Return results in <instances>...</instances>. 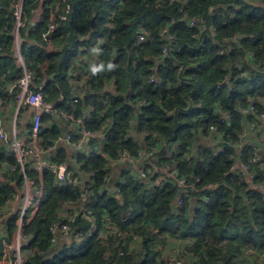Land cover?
Segmentation results:
<instances>
[{
	"label": "trees",
	"instance_id": "obj_1",
	"mask_svg": "<svg viewBox=\"0 0 264 264\" xmlns=\"http://www.w3.org/2000/svg\"><path fill=\"white\" fill-rule=\"evenodd\" d=\"M17 2L25 21L21 51L35 72V85L46 80L47 100L63 94L70 102L77 72L82 96L67 109L75 108L77 116L87 118L88 129L104 136L102 147L91 142L90 155L67 158L62 147L53 158L68 163L77 184H61L53 171H44V199L24 230L23 264H171L163 255L170 245L179 247L183 264H264L256 254L264 252V190L251 184H264V160L252 161L258 152L254 143L246 142L242 155L237 147L247 120H258L264 111V0H68V19L57 18L51 51L43 34L59 0H0L3 101L10 100L9 88L22 72L14 51ZM40 6L43 13L34 20ZM66 6L61 3L60 11ZM251 104L257 112L248 116L242 109ZM44 122L42 142L51 145L61 134L54 128L58 121L49 114ZM147 131L159 135L144 138ZM72 133L74 140L80 137ZM142 142L169 146L173 157L164 161L174 162L185 177L215 184L207 199L197 207L178 206L177 182L168 178L149 187L133 181L128 168L113 186L120 190L111 191L106 158L98 150L116 158L123 148L137 152ZM238 159L248 171L233 169ZM28 175L37 178L33 170ZM23 184L16 158L0 143V217ZM87 190L84 206L92 211L91 220L69 203L83 204ZM17 218H5L0 227V261L3 238L12 241ZM54 223H68L72 238L53 241ZM93 223L97 228L91 233Z\"/></svg>",
	"mask_w": 264,
	"mask_h": 264
},
{
	"label": "built area",
	"instance_id": "obj_2",
	"mask_svg": "<svg viewBox=\"0 0 264 264\" xmlns=\"http://www.w3.org/2000/svg\"><path fill=\"white\" fill-rule=\"evenodd\" d=\"M61 3H67L64 12L60 11ZM70 9V3H68V0H59V3L52 10V22L50 23L49 29L43 34V37L47 40V48L49 51L54 49L52 40L58 25L57 18H60L61 20L68 19V12ZM36 12L41 15L43 13V8L40 6ZM14 14L16 19L14 51L17 64L20 66L22 72L18 79L11 84L9 88L10 96L16 101L15 114L17 116V121H21L23 118V109L33 108L34 111L31 117L30 130L28 131V134L26 136H17L10 139L8 137V133L3 127L1 118V107L4 105L5 101L0 99V138L7 143L9 153L16 158L24 176L23 191L8 201L7 207L9 206V211H3V214L0 217V224L5 218L11 217L14 212L18 214L16 232L13 236L12 242L10 244L5 243V254L3 256V260L8 261L9 264H23L21 248L22 240L25 237L24 230L27 223L37 214L44 199V171L47 169L53 171L57 175L58 182L61 184L66 182L74 184L78 183V176L73 174L67 162L54 161L53 158L56 157V153L58 152V144L66 142L70 146L79 149L86 138L97 139L98 132L90 130L86 127L87 118L77 116L75 108L71 110L67 109V100L65 95L61 94L53 100H47L44 93L46 80L38 86L35 85V72L27 66L21 51L22 40L20 37V29L25 26V21L23 19L24 11L21 2H17ZM112 14L114 15L115 12ZM195 23V19H192L189 22L190 25H194ZM169 34L170 37L174 38L173 34L170 32ZM139 39L141 41L147 39V34L144 29H141L139 32ZM167 49L168 46L166 45L164 47L165 53ZM94 74H97V72L95 71ZM88 75L90 74L88 73ZM71 83L77 90L76 94L73 96L74 99L70 102L73 106H75L79 98L82 96L84 88L83 82L80 81L78 73L73 74L71 77ZM143 102L145 101L142 100L141 103ZM218 110L222 114V120L229 117V114L221 107H219ZM242 112L250 116L256 114L257 109L254 104H251L247 108H243ZM47 114H53L56 120L70 122L73 127L72 130L79 134L80 137L77 140H74L73 133L68 132L64 135H60L51 145L43 143L41 132L43 129L44 116ZM257 119L258 120L248 119L246 125L244 126L241 133L240 143L237 146L239 155L243 154L245 148V137L253 131L260 130L261 132L258 134L257 139L259 141H264V111L257 114ZM259 121L261 123H259ZM210 130H215V127L211 126ZM158 135V131H147L144 133V138L146 136L157 137ZM218 137L222 139V133H219ZM141 145L142 148L137 152H132L123 148L118 152L117 157L114 158L116 161L128 164L127 168L133 181L144 182L145 184L152 183L154 186L163 184L168 178L177 182L180 186V192L176 196V204L178 206H182L185 202H189L192 207H197L200 205L201 201L207 199L209 190L212 189L215 184H202L200 182V178L197 176H192L191 178L185 177L180 174V169L174 164V162L164 161L162 158L173 157V150L169 146H164V152H158L162 150L161 147H155V145L147 144V142H142ZM254 148L259 151L258 146H254ZM223 150L224 148H220V151ZM81 151L90 155L94 152V148L91 146L87 150ZM45 155H48L49 158L45 159ZM252 161L255 163L261 161V155L258 152H255ZM15 168L16 166L13 165L10 169L15 170ZM235 168L248 171L249 165L243 160L238 159L233 165V169ZM29 170L35 171L37 178L33 179L29 177ZM92 174L94 175L95 173ZM252 177L253 175L250 174V178ZM106 178H108V176H106ZM251 184L253 187L264 190V184L262 183L252 182ZM91 186L92 183H90L89 187ZM119 190L120 189H118V191ZM88 195H90L89 190L86 191L83 198ZM17 201H19V206H16L15 204ZM69 203L71 205H75L83 217H86L89 220L93 219L92 211L86 209L84 203L81 204V200H78L77 202L71 201ZM69 203H65V205ZM63 215L67 216L68 214L65 212ZM71 220L74 221V217H72ZM95 226V223H93L91 233L97 228ZM51 230L54 234L53 241H56L57 237H62L67 240L72 238L68 223H54L51 226ZM181 243L182 242L180 241L178 246ZM246 252L253 254V250L250 249H247ZM256 254L260 261L264 260L263 251L256 252ZM168 261L171 264H183L184 257L181 255L179 247L174 249V256H169Z\"/></svg>",
	"mask_w": 264,
	"mask_h": 264
},
{
	"label": "crops",
	"instance_id": "obj_3",
	"mask_svg": "<svg viewBox=\"0 0 264 264\" xmlns=\"http://www.w3.org/2000/svg\"><path fill=\"white\" fill-rule=\"evenodd\" d=\"M40 17H41V15H39L38 12H35L34 20H38V19H40ZM113 88H114L113 87V83H110L108 85V89H113ZM75 92H76V88L72 86V93L71 94H73ZM66 100H67V98H66ZM71 101H72V99H71ZM70 102L67 101V103H70ZM15 109H16V101L13 98H10L9 101H5L4 105H2V107H1L2 124H3V127H4L5 131L8 133V137L10 139H12L14 137H17V136H19V137L26 136L28 134V131L30 130L31 117H32V114H33V111H34L33 108L23 109L22 110L23 118L21 119V121H17L16 120L17 116L15 114ZM47 115H49V114H47ZM47 115H45L44 118ZM81 116H83V115H81ZM57 121H58V126L56 125L57 127H54V128H58L59 129L57 131L60 132L61 134H58V135H64V134H66L68 132H72L73 131L72 130L73 127L70 124V122L62 121V120H57ZM45 125H46V123L43 120V127ZM50 125H51V123L48 126H50ZM134 130H136V128H133V131ZM138 135H139V137H142L141 133H139ZM103 139H104L103 134L101 133V131H98L97 139H88V138H86L83 141V143L81 144L79 149L70 146L66 142H62V143L58 144V151H59V149L63 150L62 147H65L64 149H65L66 153H65V151H64V153H65L66 157L67 158H72V156H74L76 153L83 152L81 150H87L89 147H91L92 146V144H91L92 141H93V145L95 143L94 141H97V143H98V141H100V143H101L100 146L102 147ZM0 143L5 144V146L8 147L7 143L1 138H0ZM160 146L163 149L165 144L164 145H160ZM260 147L261 148L258 147V149H259L258 153L261 155V160H264V144H262V145L260 144ZM98 151H99V153H101V154H103L105 156L106 162H107L106 170H108V172H107L106 175L108 176V178H106L105 180L108 181V185H109L110 190L111 191H115V194H116L118 192V188H113V186L121 181V179H122L121 176H123V173H124L123 171L125 169H127L128 164L114 160L115 157H111L109 155H105L104 153H102V149L98 150ZM57 153H56V155H57ZM44 158L48 159L49 156L45 155ZM154 182H155V180H154ZM146 184L149 187L154 186L152 183H146ZM23 188H24V186L22 187L21 192L23 191ZM87 197L83 198V203L87 200ZM15 204H16V206H19V201L15 202ZM169 247L172 248L171 245ZM0 264H8V262L3 260V262L1 261Z\"/></svg>",
	"mask_w": 264,
	"mask_h": 264
},
{
	"label": "rangeland",
	"instance_id": "obj_4",
	"mask_svg": "<svg viewBox=\"0 0 264 264\" xmlns=\"http://www.w3.org/2000/svg\"><path fill=\"white\" fill-rule=\"evenodd\" d=\"M260 132H261L260 130H255V131H253L252 133L248 134V135L245 137V139H244V144H245L246 142H251V143H254V144H251V145H253V146H258L259 148H261V147H260V144H261V145L264 144V141H259V140L257 139V136H258V134H259ZM220 148H224V147H219V148H218L219 151H220ZM194 149H195V145H194V147H193V150H194ZM23 185H24V184H23ZM13 214H16V215H17L16 212H14ZM95 225H96V223H95ZM95 227H97V225H96ZM15 232H16V230H15ZM15 232L13 233V236H14ZM13 236H12V240H13ZM3 240H4V242H5L6 244H10V243L12 242V241H11V242H7V241L5 240V238H3ZM163 255L166 256V257H168V256L173 257V256H174V248L168 247V249H167L166 251L163 252ZM1 261L3 262V259H2ZM1 261H0V262H1ZM7 262H8V261H7ZM8 264H9V262H8Z\"/></svg>",
	"mask_w": 264,
	"mask_h": 264
},
{
	"label": "water",
	"instance_id": "obj_5",
	"mask_svg": "<svg viewBox=\"0 0 264 264\" xmlns=\"http://www.w3.org/2000/svg\"><path fill=\"white\" fill-rule=\"evenodd\" d=\"M249 1V0H248ZM250 3L252 4V5H256L257 3L256 2H254V1H250ZM5 222V220H3L2 222H1V224H0V227L2 228L3 226H4V223Z\"/></svg>",
	"mask_w": 264,
	"mask_h": 264
},
{
	"label": "clouds",
	"instance_id": "obj_6",
	"mask_svg": "<svg viewBox=\"0 0 264 264\" xmlns=\"http://www.w3.org/2000/svg\"><path fill=\"white\" fill-rule=\"evenodd\" d=\"M109 67L111 68L112 67V65H109ZM97 69H95V68H93V71L95 72Z\"/></svg>",
	"mask_w": 264,
	"mask_h": 264
}]
</instances>
